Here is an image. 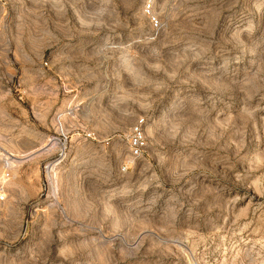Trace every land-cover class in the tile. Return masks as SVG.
<instances>
[{"label": "rangeland", "instance_id": "obj_1", "mask_svg": "<svg viewBox=\"0 0 264 264\" xmlns=\"http://www.w3.org/2000/svg\"><path fill=\"white\" fill-rule=\"evenodd\" d=\"M0 264H264V0H0Z\"/></svg>", "mask_w": 264, "mask_h": 264}, {"label": "built area", "instance_id": "obj_2", "mask_svg": "<svg viewBox=\"0 0 264 264\" xmlns=\"http://www.w3.org/2000/svg\"><path fill=\"white\" fill-rule=\"evenodd\" d=\"M150 23L154 26H157L158 22L155 17H151ZM144 143L145 138L141 128V122H137L133 126L130 137L128 139L129 153L132 158H138L141 155ZM122 170H125V168H122Z\"/></svg>", "mask_w": 264, "mask_h": 264}, {"label": "bare ground", "instance_id": "obj_3", "mask_svg": "<svg viewBox=\"0 0 264 264\" xmlns=\"http://www.w3.org/2000/svg\"><path fill=\"white\" fill-rule=\"evenodd\" d=\"M148 12H149V11H148ZM9 164H10V163H9ZM49 169H50V168H49ZM49 169H48V170H49ZM53 193H54V195H56V191H55V190H53Z\"/></svg>", "mask_w": 264, "mask_h": 264}]
</instances>
